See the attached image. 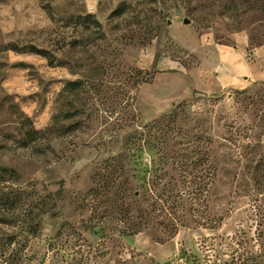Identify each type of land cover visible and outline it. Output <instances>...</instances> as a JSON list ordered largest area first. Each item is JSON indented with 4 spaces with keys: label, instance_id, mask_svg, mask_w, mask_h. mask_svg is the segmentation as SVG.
Instances as JSON below:
<instances>
[{
    "label": "rangeland",
    "instance_id": "374dc122",
    "mask_svg": "<svg viewBox=\"0 0 264 264\" xmlns=\"http://www.w3.org/2000/svg\"><path fill=\"white\" fill-rule=\"evenodd\" d=\"M3 167L0 264H264V0H0Z\"/></svg>",
    "mask_w": 264,
    "mask_h": 264
},
{
    "label": "trees",
    "instance_id": "16d2710c",
    "mask_svg": "<svg viewBox=\"0 0 264 264\" xmlns=\"http://www.w3.org/2000/svg\"><path fill=\"white\" fill-rule=\"evenodd\" d=\"M91 16V15H89ZM98 23V21H96ZM38 53H44L45 51L41 49H36ZM71 86H76L77 82L76 81H71L68 83ZM22 125L23 127L26 126L27 129L24 133L26 138L28 139H35V137L38 135L39 130L35 129L33 124L31 123L30 119L28 117H25L23 119ZM15 176V171L12 169H7V168H1L0 171V222H6L4 221L5 219L3 218L5 214V210L7 209V206L10 204H13V201H10L12 197L18 198L20 201H22V196L23 194L27 193L24 189L22 188H15L12 187L11 184H8L9 178ZM14 197V198H15ZM41 199V197H39ZM43 199V198H42ZM29 212H31V209H29ZM26 216H28L26 213L23 214L22 217H20L21 223H22V228L25 230L28 235L30 236H37L39 232V222L35 223H30L29 221L31 220L28 219Z\"/></svg>",
    "mask_w": 264,
    "mask_h": 264
},
{
    "label": "water",
    "instance_id": "95a60500",
    "mask_svg": "<svg viewBox=\"0 0 264 264\" xmlns=\"http://www.w3.org/2000/svg\"><path fill=\"white\" fill-rule=\"evenodd\" d=\"M184 22H186V23L189 22V19L185 17Z\"/></svg>",
    "mask_w": 264,
    "mask_h": 264
}]
</instances>
